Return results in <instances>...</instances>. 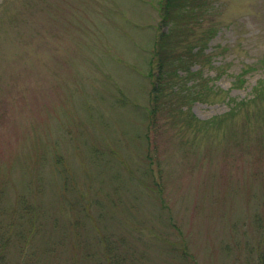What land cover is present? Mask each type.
Wrapping results in <instances>:
<instances>
[{"label":"rangeland","instance_id":"obj_1","mask_svg":"<svg viewBox=\"0 0 264 264\" xmlns=\"http://www.w3.org/2000/svg\"><path fill=\"white\" fill-rule=\"evenodd\" d=\"M160 1L0 0V264L264 261V0Z\"/></svg>","mask_w":264,"mask_h":264},{"label":"trees","instance_id":"obj_2","mask_svg":"<svg viewBox=\"0 0 264 264\" xmlns=\"http://www.w3.org/2000/svg\"><path fill=\"white\" fill-rule=\"evenodd\" d=\"M204 1L205 0H161L160 12L162 24L165 26L175 24V27H178L180 26L177 23L178 20H184V18H186L189 23H186L187 26L184 24L187 28L186 30H184L187 31V33L193 32L195 29V24L198 25L204 17ZM169 36L170 35H167V37L165 38L163 36L160 37L155 47V49L157 50L153 53L154 56L152 57L153 59L151 61V64H154L157 61L156 70L158 72V82L154 87L156 106L159 100H161L162 92L167 87L170 79H172L174 76H178V69H175L172 66V60L177 58L182 64H187L188 68H190L191 64L197 62L198 53L199 55L203 54L202 48L198 49L197 51L194 50L196 47L195 45H193V41H195L196 39L193 38L194 35H190L188 42L186 41L185 37H183V39L180 38L179 43L181 42L180 46H182V50L178 52V55H176L174 52L167 51L165 49V46L167 41L169 40ZM198 41L199 40H197V42ZM182 54L184 55L185 59L182 58ZM160 82H164V85L160 84ZM2 257L3 253L0 252V259ZM262 264H264V261H262Z\"/></svg>","mask_w":264,"mask_h":264}]
</instances>
